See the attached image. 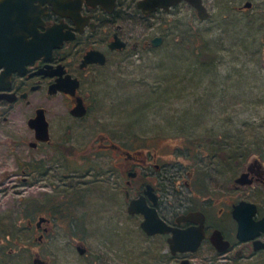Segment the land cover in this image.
Here are the masks:
<instances>
[{"label": "flooded vegetation", "instance_id": "1", "mask_svg": "<svg viewBox=\"0 0 264 264\" xmlns=\"http://www.w3.org/2000/svg\"><path fill=\"white\" fill-rule=\"evenodd\" d=\"M201 1L209 12L206 20L189 0L154 11L140 8L142 0H61L58 6L47 0L40 35L31 9L22 15V35L0 39V161L8 164L2 166L0 196L7 194L6 184L23 189L21 195L28 192L27 198L0 199V264H264L262 155L252 154L241 169L238 155L223 163L221 148L200 143V152L209 153L189 155L188 165L160 164L140 138L131 149L121 130L100 128L85 142L78 133L87 128L76 127L91 111L88 85L105 68L117 67L123 54L142 58L164 45V35H152L144 23L176 9H191L198 22L207 21L213 8L210 0ZM131 14L143 20V28L129 26ZM54 28L58 36L48 37L46 45H59L33 57L37 37ZM157 37L162 41L155 46ZM89 52L95 60L88 62ZM59 81L69 82L67 88L51 93ZM57 97L64 108L53 114L48 102ZM79 99L86 108L80 116L73 113ZM230 165L238 170L227 189L224 171ZM244 172L249 181L239 183ZM49 186L50 193L41 190ZM136 199L146 211L156 210L164 232L148 233L142 225L147 214L130 211ZM238 212L249 230L240 229ZM99 213L107 215L106 225L125 228V248L94 245L89 226L92 217L101 219ZM70 247L79 252L74 259Z\"/></svg>", "mask_w": 264, "mask_h": 264}, {"label": "rangeland", "instance_id": "2", "mask_svg": "<svg viewBox=\"0 0 264 264\" xmlns=\"http://www.w3.org/2000/svg\"><path fill=\"white\" fill-rule=\"evenodd\" d=\"M247 1L253 8H232ZM210 4L213 11L207 21L198 22L191 9H176L175 14L144 23L152 35H164V45L145 53V58L119 56L117 67L108 66L88 85L91 111L76 124L87 128L78 133L81 139L86 142L100 128L119 129L129 148L135 149L140 138L157 153L160 164L188 165L189 155L209 153L200 152V143L213 146L214 140L221 147V134L226 133L225 143L240 140L264 157V0H210ZM141 21L131 14L128 23L143 28ZM48 103L53 114L64 108L59 97ZM229 151L228 147L225 155L221 150L223 163L235 155ZM5 164L0 161V178ZM237 170L238 166L225 168L227 189ZM4 186L10 188L0 199L27 198L28 192L17 193L23 189ZM41 190L50 193L52 187ZM99 215L102 220L94 216L89 226L94 245L101 242L105 249V243H115L125 248V228L108 226L107 215ZM75 249L69 248L71 259L79 255Z\"/></svg>", "mask_w": 264, "mask_h": 264}, {"label": "water", "instance_id": "3", "mask_svg": "<svg viewBox=\"0 0 264 264\" xmlns=\"http://www.w3.org/2000/svg\"><path fill=\"white\" fill-rule=\"evenodd\" d=\"M47 1V0H0V39H6L9 37H14L17 35H22L23 33V29L21 28V24L20 21L22 20V15L24 12H26V10H28L31 13V9H32V13H33V27L35 29V34L38 36L40 35V30L39 28L44 24L43 22V12L44 9L42 8V6L44 5L43 3ZM51 4H54L55 6H58L59 3L61 2V0H48ZM182 0H142V2L139 3V7L144 9V11H154V9L156 7H169L171 4H176L178 2H180ZM191 2V4L198 9V15L201 19L206 20L209 17V12L208 9H206L205 5L202 3L201 0H189ZM94 2L98 3H105L104 0H94ZM252 6V2L248 1L247 3H245V7H251ZM18 22V24H17ZM32 27V26H31ZM18 29V31H16L14 33V35H12V30ZM46 36H45V35ZM43 34V37H37L36 40V53L33 55V57H40L45 49L47 47V43L49 42V40H51L48 37H54V36H58L57 35V29H51L47 32H45ZM50 34V35H49ZM162 41L161 37H157L155 38L153 45H160ZM55 45H59L58 42H54V44L50 43L47 47V49L51 52L53 49V47H55ZM120 46V45H118ZM121 47V46H120ZM94 52H89L88 55L86 56L87 61H93L95 60L92 56H93ZM105 61V60H103ZM24 62H28V61H24ZM8 63V62H7ZM67 83L69 84V82L66 81H59L58 83H56L54 86H52L51 89V93H56V91L58 89H66L67 88ZM74 88H77L79 86L78 82L76 81L74 83V85H72ZM74 92V91H72ZM44 112L45 109L41 108L39 109L38 112V117H40V119H43V124H44V137L47 140L49 137V128H48V122L46 117L44 116ZM73 113L75 115H84L86 113V108L85 106L82 104V100L79 99L78 105L76 106V108L73 109ZM255 161H258V158L255 157ZM254 162V159L251 161V164ZM248 173L244 172L240 175L239 179L237 180L239 183H245L248 182L249 180L247 179L248 177ZM131 207H130V211L132 213H140V212H145L147 215V220L144 221L142 223L143 227L148 231L149 234L155 233V232H164V230H166L164 228L163 224L164 222H162L158 216V213H156V210L154 208L149 209L148 211H146V209L142 206L141 202L139 200H132L131 201ZM238 214V215H237ZM236 214L238 220L241 222V230H249V227L251 228V226H248V224L246 223V221H244V217H242V215H239V212ZM183 235L180 236H176L175 238H181ZM198 244V243H196ZM198 245H196L197 247ZM195 247V248H196ZM79 250H81V253H84L85 251L81 248H79Z\"/></svg>", "mask_w": 264, "mask_h": 264}, {"label": "trees", "instance_id": "4", "mask_svg": "<svg viewBox=\"0 0 264 264\" xmlns=\"http://www.w3.org/2000/svg\"><path fill=\"white\" fill-rule=\"evenodd\" d=\"M227 136L228 135H226V133L221 134V137L224 139V141H222L221 147H219V144L214 140L212 142L213 146L211 145V143H205V145H207L206 146L207 149H209L210 147H213V149L216 150V148L218 147V148H221V150L223 151V154L226 155L227 148L229 147L230 148V151H229L230 154L233 153V154L238 155L236 160L239 161L240 164L247 161L252 154H260V152L257 149L255 150V149H252L251 147L247 148L246 144H242V142H240V140H238L237 143L236 142H231L230 144L225 143V141H226L225 138ZM212 139H214V138H212ZM231 156H233V155H231ZM231 159H229L228 161H230Z\"/></svg>", "mask_w": 264, "mask_h": 264}]
</instances>
